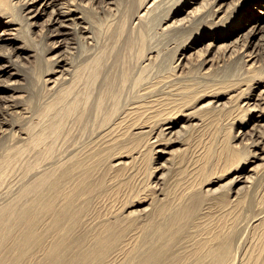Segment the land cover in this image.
Segmentation results:
<instances>
[{"label":"bare ground","instance_id":"1","mask_svg":"<svg viewBox=\"0 0 264 264\" xmlns=\"http://www.w3.org/2000/svg\"><path fill=\"white\" fill-rule=\"evenodd\" d=\"M209 1L0 0V199L8 168H23L18 194L0 201V264H264V0ZM202 112L235 132L203 153L199 187L178 179L166 193L160 164L156 197L133 200L129 220L94 200L103 152L121 139L106 149L105 136L147 118L121 143L149 135L167 162ZM88 115L105 149L59 155ZM220 182L228 195H204ZM210 202L226 207L212 225Z\"/></svg>","mask_w":264,"mask_h":264},{"label":"rangeland","instance_id":"2","mask_svg":"<svg viewBox=\"0 0 264 264\" xmlns=\"http://www.w3.org/2000/svg\"><path fill=\"white\" fill-rule=\"evenodd\" d=\"M211 1L212 0H210L209 3ZM37 31H39V30H37ZM34 36L36 38L35 39L36 41H34L33 44L37 48V50L39 52H42L44 50L45 56L47 58H52V56L54 54H50L47 50V47L44 46L45 44H43V42L41 40L40 32L39 33L37 32V34H34ZM168 38L169 37L163 39V40H165V42L167 44H168L169 40H170L169 41L170 43L176 42L175 40L172 41L171 38H169V39ZM165 42L163 41V43H165ZM174 45H176V44H174ZM215 53L216 52H213L211 54V57ZM68 57L70 58L71 55H68ZM262 57H264V53L262 54ZM221 58H222V54H221ZM78 59L80 60V58L77 57V59H75V61L77 60L76 62L77 63L79 62L78 64H80V61H82V59L80 61ZM213 60L215 61L214 58H213ZM27 66L30 68H34V71H36V72L38 70L37 65H36V59H33V62L31 64H28ZM216 76L218 79L222 80L223 79L222 77H225V74L221 73L219 71ZM129 103H130L129 105H131L133 102H129ZM124 104H125V102H124ZM109 110L110 109L106 110L105 112H108ZM215 114L216 113H213L214 116L210 117L208 113H205V112L200 113L199 118L204 120L202 123L203 126H200L199 128L197 127V128L190 130L185 135V137H182L181 138L182 143L183 144L186 143L185 145H187V146H184L182 144H180L179 146H176L175 147V149H176L175 154L170 156L169 157L170 160L167 162H165V160H162V159L160 160V155L156 154V152L153 148L154 145H152L149 141L150 140L149 135H146V134L137 135V136H135L136 138H130L131 140H128V142L125 141L126 143H124V142L121 143L123 136L126 135L124 132V129L127 130L126 131V132H128L127 134L130 135L129 134V133H131L130 131L134 130L132 128H136V131H141L140 127H142L144 125V122L147 121V118H146V120L145 119L143 120L142 117H140L139 120L134 121L138 117L133 116L134 119L131 118L127 122H125V123H127V125L126 126L123 125L122 126L123 129H121V130L118 129V132L115 131L112 134V137H111V135L107 136L108 139L110 138L109 140L106 139L107 138L106 136H105L106 138L104 137V140H106L107 142H109L110 140L114 142L120 138L121 139L119 140L120 141L119 145L117 142L116 147L112 146L113 147L112 151L110 150V151H104L103 152L104 163L98 168L97 175H98V177H104L106 179V185H105V188L102 191V193H100L94 200L109 199L108 203L104 202V205L102 207L104 208V206H106V208H108L109 206L110 207L112 206L113 207L112 210H115L114 215H116V214L120 215V213H121V217L125 218L126 220H129L128 218H126L127 217L126 214H128V212H129V211H127V206L133 200H136L139 198H145V197H149V198L156 197L155 196V194H156L155 190L156 189L152 188L151 186H152V183L156 184L155 181L157 179L155 177L157 175L161 176V174H162V171L161 172L158 171L159 170L158 167L160 166V164L166 165L165 167H163V172H165L166 175H168V174L170 175V176L169 175L167 176L168 178L166 177L168 179V181H165V182H167L165 185H167V186H163L165 188V191L167 188H170V191H171L175 187V186H173L174 184H176L175 181L178 179H181L183 181L186 179L187 181L185 180L184 182H186V183L191 182L192 185L196 184V181H197V186L199 187L201 182L203 181L202 175L199 174V171L201 170L200 168L203 167L201 165L204 163L203 161L205 160L203 158V157H205L204 152H208L209 145H211V146L213 145L212 141L215 139L214 137H216L217 135L219 137H216V141L217 140H219V141H217V142L214 141V143H216V144L218 143L219 145H217V146H220V143H223V142H221V141H223V139L231 138L235 132L234 129L230 131L232 126H230V124H228L227 122H225V120H223L225 118L222 116V114L220 115L218 113L220 116H222L223 119H221L219 117V115L216 116L217 114L216 115ZM210 115H212V114H210ZM103 116H104V114H103ZM93 118L96 119L94 117V114H93ZM99 119H101L100 120L101 122L98 121ZM93 120H92V115L90 118L88 115V118H86L84 120L86 122H81L80 127H79V123L73 124L72 122L71 123L69 122L71 124V125L68 124V125H70L69 127H71L73 125V127H71V130H72V128H75V129H73L71 131L68 128L67 132H65V133L67 134L68 132L69 133L72 132L71 135H69V134L65 135V133H64L65 136L63 135L64 137L62 136L61 140L57 141L58 143L56 144L57 145L56 149H58L57 150V152H59L58 154L59 155H64V154L66 155V153L69 154L70 151L71 152L74 151L75 153H81L82 155H84L85 152H83V151H86L85 149H88L87 147L92 148L94 146V144L97 147V145H100V143H99L100 141H101V143L104 142L102 140L103 137H101L100 134L97 133L99 131V129L101 130V126H99L100 125L99 123H101V125H102V118L97 116L96 120L98 122L93 121ZM131 120H132V122L133 121L134 122L132 123ZM221 120H223V121H221ZM95 122L99 125H96ZM128 122H130V124H128ZM83 123H84V125H83ZM87 123H89L90 125ZM131 123L133 125H135V127H133ZM91 124H92V126H91ZM93 124L95 126H98V127L96 128L95 126H93ZM68 125H67V127H68ZM74 125H76V127ZM83 126H87V128L85 127L87 130ZM90 127L91 128L93 127L92 128L93 131ZM122 127H120V128H122ZM82 128H84L85 130ZM95 129H97L98 131ZM94 130L96 133L94 132ZM119 131H120V133L122 131L123 132L120 134ZM93 132L95 134H93ZM99 133H101V131H99ZM115 133L118 135L117 138L115 136L116 135ZM67 136H70V137L68 138ZM94 136H95V138L100 139V140H98L99 142L96 141L97 139H95ZM98 136H100V137H98ZM66 137L68 139H65ZM63 138L67 141H65ZM113 138L115 140H113ZM186 141H188V142H186ZM107 142H105L107 144V147H106V144L103 143L102 145H100V148L105 149V147H106V149H107L109 146H111L112 142H109L110 144ZM71 143H73V144H71ZM75 143H76V145H75ZM84 143L87 146H86V148L83 146L85 148L83 150V147L81 145ZM239 144L243 145V143H240V142H239ZM77 145H80L81 149L83 151H79V149H78L79 146L77 147ZM74 146H75L76 150L72 149ZM103 146H105V147H103ZM67 147H68V149L71 147L72 148L67 150ZM63 149H65V150H63ZM60 150H62V152ZM63 151H65L66 153L64 152V154H62ZM0 152H3V151L0 150ZM203 153H204V155H203ZM200 155H203V156H200ZM0 156L2 157L1 154H0ZM198 156H200V157H198ZM201 158H203L204 160L202 161ZM199 159H201L202 163H200ZM121 162H123V164H120ZM21 166H22L21 163H19V165L11 166L13 168L7 167L9 170L11 169L10 170L11 172H8L9 176H7L5 174L6 171L8 170L7 168H5V169H7L6 171H5V169H4V171H2V172H5L4 173L5 175L1 172V175L4 177L3 179L6 180L5 176L8 177V179H7L8 183L6 181H4V184L5 183L7 184V185L5 184L4 186L5 187H7L8 185L10 186V187L8 186L9 188H4V190L6 189L8 193L11 191L9 195H8V193L6 194V192H5L6 190L3 191L4 194L2 195V198H3V196H4V198L6 196H10L9 198L8 197L7 198L12 200L16 196L14 193L19 192V190H20L19 188L23 184L22 183L23 180L21 178L22 177L21 172L23 171V168ZM14 167H16V168H14ZM155 168H157V171H155ZM170 170L173 171V172L171 171L172 174L170 173ZM0 178H1V176H0ZM173 181L175 182L174 184H173ZM194 181H195V183H193ZM9 182H11L12 185H14V186L10 185L11 183L9 184ZM224 183L225 182L218 183V185L215 186V187H217V190L215 192L204 193V195H206L207 197H210L214 201H216V198L220 197L221 195H224V194L228 195V193L225 191L226 187L220 188V185L224 184ZM168 185H170L171 187L170 186L168 187ZM194 186H196V185H194ZM10 188H12V190ZM143 188H145V189L143 190ZM167 191H166V193H168ZM16 194H18V193H16ZM12 195L13 196L15 195V196L11 197ZM2 198L0 199V201H2ZM5 201L8 202L6 198H5ZM5 201H2L4 203H2V202L1 203L4 205V204H6ZM206 207H208V209L206 211V216L210 217V219H211V221H209L208 224L212 225L214 223V221H216L217 219L226 218V207L225 206H223L221 204H213L212 202H210V204L207 205ZM106 208H104V209H106ZM122 213H124V215H122ZM136 216H138V218L141 221H144L146 219L145 215L136 214ZM141 226H143V225L138 224L137 228L141 227Z\"/></svg>","mask_w":264,"mask_h":264}]
</instances>
